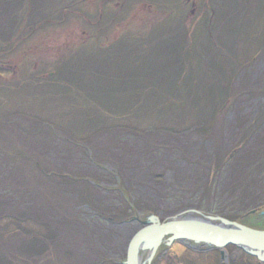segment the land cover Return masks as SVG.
I'll list each match as a JSON object with an SVG mask.
<instances>
[{
	"label": "rangeland",
	"instance_id": "obj_1",
	"mask_svg": "<svg viewBox=\"0 0 264 264\" xmlns=\"http://www.w3.org/2000/svg\"><path fill=\"white\" fill-rule=\"evenodd\" d=\"M188 210L264 229V0H0V264H125ZM225 249L151 264H264Z\"/></svg>",
	"mask_w": 264,
	"mask_h": 264
},
{
	"label": "water",
	"instance_id": "obj_2",
	"mask_svg": "<svg viewBox=\"0 0 264 264\" xmlns=\"http://www.w3.org/2000/svg\"><path fill=\"white\" fill-rule=\"evenodd\" d=\"M164 240L168 245L176 240L195 242L221 249L223 253L227 245H236L264 262V229L245 226L222 216L196 215L188 210L165 221L157 219L141 226L130 240L125 264H151ZM147 244L149 253L143 262L138 250Z\"/></svg>",
	"mask_w": 264,
	"mask_h": 264
},
{
	"label": "bare ground",
	"instance_id": "obj_3",
	"mask_svg": "<svg viewBox=\"0 0 264 264\" xmlns=\"http://www.w3.org/2000/svg\"><path fill=\"white\" fill-rule=\"evenodd\" d=\"M146 247H149V245L147 244ZM146 247H145V248H146ZM145 248H144V249H145ZM142 250H143V249L138 250L139 255H140V253H141ZM141 261H143V260L141 259Z\"/></svg>",
	"mask_w": 264,
	"mask_h": 264
},
{
	"label": "trees",
	"instance_id": "obj_4",
	"mask_svg": "<svg viewBox=\"0 0 264 264\" xmlns=\"http://www.w3.org/2000/svg\"><path fill=\"white\" fill-rule=\"evenodd\" d=\"M230 218V217H229ZM231 219V218H230Z\"/></svg>",
	"mask_w": 264,
	"mask_h": 264
}]
</instances>
